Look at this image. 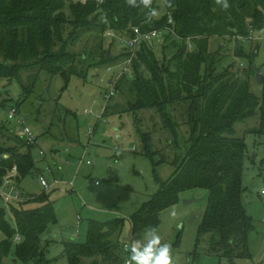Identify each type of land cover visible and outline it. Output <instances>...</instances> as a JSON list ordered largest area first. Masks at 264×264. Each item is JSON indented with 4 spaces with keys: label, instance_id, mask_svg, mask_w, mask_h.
Here are the masks:
<instances>
[{
    "label": "trees",
    "instance_id": "1",
    "mask_svg": "<svg viewBox=\"0 0 264 264\" xmlns=\"http://www.w3.org/2000/svg\"><path fill=\"white\" fill-rule=\"evenodd\" d=\"M159 1L154 0L153 7L158 8ZM228 2L230 7L225 10L214 0H171L173 7L164 4L161 18L146 22L144 11L126 5L125 0H0V79L21 80L23 70L38 68L50 75L60 74L68 83L72 75H79L77 63L85 62L83 55L77 61V55L70 50V44L82 33L103 34L111 29L120 36H133L135 28L150 31L169 25L173 30L169 33L181 43L172 61L161 63L152 49L143 46L132 61V73L125 72L116 82L117 94L126 100V105L112 106V97L103 112V117H108L155 109L163 127L173 137L170 143L179 148L180 116L189 126V137L185 140L188 154L160 190L130 217L132 230L138 233L157 228L161 213L178 204L182 192L207 189L208 206L199 226L194 255H198L203 242L207 252L234 261L249 256L250 235L255 229L243 203L246 144L236 136L235 126L259 108L261 100L251 90V77L256 78L252 59L262 43L257 42L250 54L244 53L242 47L235 48L236 58L250 60L246 67L235 61L236 71L233 67L219 71L227 55L222 48L211 52L210 42L213 37L233 39L237 34L246 35L248 24L253 25L257 34H264V0ZM170 17L172 24L168 23ZM69 26L72 28L66 38ZM124 49L125 52L113 56L109 49L99 45L96 55L93 54L99 61L88 66L110 67L124 62L131 55ZM142 68L150 73L149 77ZM260 111V131L264 133V93ZM66 115L75 113L66 111ZM137 129L144 152L154 160L153 155L159 150H154L152 133L143 131L139 125ZM0 138V188L9 172H15V181L20 184L34 170L40 171L34 154L38 144L27 143L17 134L16 126L5 123L0 124ZM29 202L37 205L26 208L24 205ZM9 209L14 227L6 217L7 209L0 195V261L14 248L16 259L25 264H51L42 236L59 219L49 195L42 192L25 196L11 203ZM124 222L123 218L91 220L85 243L65 242L68 264H86L85 259H91L88 264H122L127 254L124 255L119 238ZM17 235L21 237L18 242L14 241Z\"/></svg>",
    "mask_w": 264,
    "mask_h": 264
},
{
    "label": "rangeland",
    "instance_id": "2",
    "mask_svg": "<svg viewBox=\"0 0 264 264\" xmlns=\"http://www.w3.org/2000/svg\"><path fill=\"white\" fill-rule=\"evenodd\" d=\"M157 4L158 16L155 18H161L165 12L164 0ZM71 28L67 27L66 38ZM262 33L259 32V35L264 36ZM257 42L238 43L228 37H213L211 52L216 53L222 48V53L227 55L219 71L224 67H233L236 71L237 64L233 66L235 61L240 65L243 63V68L249 65L248 58H236L235 48L242 47L244 53L250 54L256 49ZM99 45L109 49L113 56L125 52L124 47L107 35L106 31L103 34L88 31L70 44V50L78 57L77 61L83 55L85 62L77 63L79 75H72L68 83L62 75H50L40 72L38 68L23 70L21 80L0 79V124L16 126L17 134L21 136L22 125L18 120L23 119L39 136L35 157L41 159L40 150L46 154V161H37L40 171L34 170L25 176L17 187L24 197L46 192L54 203L58 223L51 225L42 236L43 244L48 245L47 259L51 264H68L64 253L65 242L75 240L85 243L91 220L123 218L124 228L119 237L122 247L128 243L126 237L129 232L134 236L144 232L146 229L133 233L130 217L160 190L161 184L172 176L178 163L188 154L185 140L189 137V126L183 123L182 116L179 118L182 135L180 148L170 143L173 137L163 127L162 119L155 109L103 117L108 103L106 95L111 89L109 81L116 79L121 72L131 74L132 68L124 69L123 62L110 66V71L107 70L109 67L104 66L90 68L88 64L99 61V57L93 55H96ZM143 46L152 49L161 63H170L181 48V43L175 40L173 34L165 32L161 38L140 44L137 52ZM193 47L192 44L190 49ZM252 63L263 68V44ZM141 70L147 77L150 76L149 72L143 68ZM251 90L260 97L259 108L253 116L235 126L236 136L244 139L247 150L243 172V203L255 226L250 235L249 256L229 261L207 252L203 242L199 245L198 255H194L199 226L206 213L209 197V190L194 188L182 192L180 202L161 213V224L155 228L162 239L172 246L175 264H264V133L260 131L264 87L254 76L251 77ZM117 103L126 105V100L117 94L110 104L115 106ZM13 107L17 115L9 119ZM86 110L91 112L86 113ZM66 111L75 113V116H67ZM138 125L153 135L154 150H159L153 155L154 160L144 152ZM70 139L76 141L70 142ZM53 145L61 152L55 158L50 151ZM88 161L92 165H88ZM41 172L49 183L55 180L61 182L46 190L40 181ZM7 176L15 178L16 174L12 171ZM71 182L74 186H71ZM3 189L8 190V186L3 185ZM191 199L196 200L184 204L185 200ZM36 205V202H29L24 206L31 208ZM173 210L175 216L171 215ZM6 217L14 225L10 211ZM123 252L125 255V250ZM125 256L127 259V254ZM90 262L91 259H85L86 264ZM0 264L25 263L16 259L13 248L2 257Z\"/></svg>",
    "mask_w": 264,
    "mask_h": 264
},
{
    "label": "built area",
    "instance_id": "3",
    "mask_svg": "<svg viewBox=\"0 0 264 264\" xmlns=\"http://www.w3.org/2000/svg\"><path fill=\"white\" fill-rule=\"evenodd\" d=\"M104 21H106V20H104ZM168 23L169 24L173 23L172 17L169 18ZM248 23H250V21ZM248 26H249L248 34H246V35L237 34L233 37V39L238 43H252V42L259 41L260 43H262L264 45V36H260L259 34H257V32L254 29L252 24L251 25L248 24ZM172 31H173L172 28L169 25H166L163 28H160V29L156 28V29H152L150 31H142L139 28H135L133 36H120V35H117L116 33H114L111 29L106 30V33H107V35L116 38L117 41L131 53V55L123 62L124 66H125L124 69H127L128 67H131L132 61H133V59L136 55V52H137V48L139 47L140 44H142L144 42H150L154 39L161 38L165 32L168 33V32H172ZM262 35H264V34H262ZM188 42H189V47L191 48L192 44L189 40H188ZM241 65H242V63H241ZM107 70L110 71L111 68L109 67ZM121 75H122V72L116 77V79H112L111 81H109L110 83L108 85H110L111 89H110L109 93L106 95V98L108 99V101L113 96L116 95V93H117L116 82L120 78ZM90 112L91 111L86 110V113H90ZM16 115H17V110L14 107L11 108L9 116H8L9 119H14L16 117ZM18 122L22 125V134H23L22 137H23V139L29 144H36L37 145L39 143L37 134L32 130V128L30 126L26 125V122L23 119H19ZM40 154L45 155L43 150L40 151ZM5 157H8V156L6 155ZM87 164L92 165V162L88 161ZM40 181H41L42 186L46 190L53 187L54 184H58L60 182V181L56 180L55 183L51 184L45 178L44 175L40 176ZM3 184L9 186V188H10L9 190H4L3 188H0V195L2 197L3 204L9 206L11 203H15L17 201L24 199L23 192L17 188L15 178H13L12 176H6L4 178ZM70 184H71V186H74L73 182H71ZM262 195L264 196V189L262 190ZM20 240H21V237L19 235H17L14 239V241H16V242H18ZM125 245H124V250H125ZM125 261L122 264H125Z\"/></svg>",
    "mask_w": 264,
    "mask_h": 264
},
{
    "label": "clouds",
    "instance_id": "4",
    "mask_svg": "<svg viewBox=\"0 0 264 264\" xmlns=\"http://www.w3.org/2000/svg\"><path fill=\"white\" fill-rule=\"evenodd\" d=\"M153 2L154 0H125L126 5L144 11L146 22H151L158 16V10L153 7ZM214 2L225 10L230 7L228 0H214ZM164 3L169 8L173 7L171 0H164ZM171 215H176L174 210ZM126 239L128 243L125 245L127 253L125 264H175L172 246L162 239L155 228L146 229L138 236L129 232Z\"/></svg>",
    "mask_w": 264,
    "mask_h": 264
},
{
    "label": "crops",
    "instance_id": "5",
    "mask_svg": "<svg viewBox=\"0 0 264 264\" xmlns=\"http://www.w3.org/2000/svg\"><path fill=\"white\" fill-rule=\"evenodd\" d=\"M65 149H66V152L69 153V149H68V147H66ZM40 151H41V150H40ZM50 151L53 153V157H54V158H55V157H58L59 155H61L60 149H59L57 146H55V145H53V146L51 147ZM40 156H41V159H38V158H37V161H39V160H40V161H46V159H47V158H46V154H45V155H41V154H40ZM66 162L69 163V160L66 159ZM81 162L84 163V160L82 159ZM48 165H49V170L51 171L50 164H48ZM88 165H90V164H88ZM41 175H43L42 172H41ZM55 181H56V180H55ZM55 181L52 182L51 184L55 183ZM58 181H59V180H58ZM60 182H61V181H60ZM60 182H59V183H60ZM20 183H21V182H20ZM16 184L19 185L17 182H16ZM3 185H4V184H3ZM3 185L1 186V188H3ZM56 185H57V184H54L53 187L56 186ZM17 188H18L19 190H21L19 187H17ZM51 188H52V187H51ZM9 189H10V188H9V186H8V190H9ZM44 189H45V188H44ZM4 190H5V189H4ZM4 205H5V204H4ZM5 207H6V209H7V213H8V212L10 211L9 206L5 205ZM10 214L12 215L11 212H10ZM6 216H7V214H6ZM12 219H13V216H12ZM13 220H14V219H13ZM12 226H13V227L15 226V221H14V225H12ZM48 230H49V229H48ZM48 230H47V231H48ZM47 231H46V232H47ZM46 232H45V233H46ZM45 233H44V234H45ZM43 241H44V240H43ZM46 241H50V240H46ZM71 241H72V240H71ZM67 242H68V241H67ZM64 253H65V248H64ZM65 256H66V255H65Z\"/></svg>",
    "mask_w": 264,
    "mask_h": 264
},
{
    "label": "water",
    "instance_id": "6",
    "mask_svg": "<svg viewBox=\"0 0 264 264\" xmlns=\"http://www.w3.org/2000/svg\"><path fill=\"white\" fill-rule=\"evenodd\" d=\"M255 76H256V79H257L259 84H263L264 83V74L262 72V68L261 67H256L255 66ZM195 200L196 199L185 200L184 204L192 203Z\"/></svg>",
    "mask_w": 264,
    "mask_h": 264
}]
</instances>
